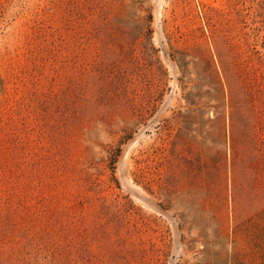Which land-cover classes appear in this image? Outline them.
<instances>
[{
	"label": "rangeland",
	"instance_id": "1",
	"mask_svg": "<svg viewBox=\"0 0 264 264\" xmlns=\"http://www.w3.org/2000/svg\"><path fill=\"white\" fill-rule=\"evenodd\" d=\"M0 264H264V0H0Z\"/></svg>",
	"mask_w": 264,
	"mask_h": 264
}]
</instances>
